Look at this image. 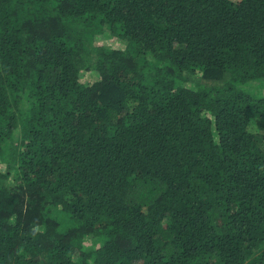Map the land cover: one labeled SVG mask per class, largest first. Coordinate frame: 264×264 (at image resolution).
Listing matches in <instances>:
<instances>
[{"label": "trees", "instance_id": "1", "mask_svg": "<svg viewBox=\"0 0 264 264\" xmlns=\"http://www.w3.org/2000/svg\"><path fill=\"white\" fill-rule=\"evenodd\" d=\"M256 80L264 0H0V264H264Z\"/></svg>", "mask_w": 264, "mask_h": 264}, {"label": "rangeland", "instance_id": "2", "mask_svg": "<svg viewBox=\"0 0 264 264\" xmlns=\"http://www.w3.org/2000/svg\"><path fill=\"white\" fill-rule=\"evenodd\" d=\"M72 25L76 30H85V28L77 21L73 20ZM85 44L86 46H89V48L99 45H104L113 49L120 50L125 48V44L121 40L111 36L106 30H99L95 35H93L92 38H85ZM85 76L87 78L86 80H88L89 83H92L98 79L97 74L94 72H87ZM246 88L252 92H255V94L257 95L264 96V80L252 81ZM248 130L250 132L264 134V117L249 120ZM9 145L10 143L7 142L5 145L6 148H8ZM7 170L9 169L2 167L0 171V183L3 186L13 184L15 182V177L12 170H9V175H5V172H7ZM254 253H256V250L254 251Z\"/></svg>", "mask_w": 264, "mask_h": 264}]
</instances>
